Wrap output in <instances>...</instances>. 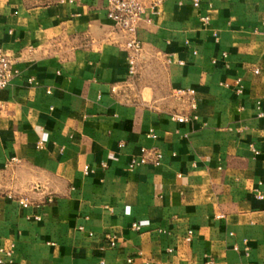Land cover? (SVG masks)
<instances>
[{
    "label": "crops",
    "instance_id": "crops-1",
    "mask_svg": "<svg viewBox=\"0 0 264 264\" xmlns=\"http://www.w3.org/2000/svg\"><path fill=\"white\" fill-rule=\"evenodd\" d=\"M146 16L129 77L105 0H0L15 70L1 91L0 248L13 264H264V0H160ZM236 78L241 93L220 85ZM178 88L196 91L188 122L170 117L187 113ZM141 146L160 165L127 170Z\"/></svg>",
    "mask_w": 264,
    "mask_h": 264
},
{
    "label": "built area",
    "instance_id": "built-area-1",
    "mask_svg": "<svg viewBox=\"0 0 264 264\" xmlns=\"http://www.w3.org/2000/svg\"><path fill=\"white\" fill-rule=\"evenodd\" d=\"M106 1V16L112 21L121 31L128 35V39L125 43L126 48L129 50L128 54V66L127 74L129 77H133L137 73V64L136 59L142 48L141 43L135 37L136 29L142 21L148 22L150 19L146 16L147 9L150 8L154 11L155 7L159 4L160 0H155L154 3L147 7L143 0H105ZM200 0H191L193 7L199 6ZM203 20H208V17H203ZM261 24L264 26V20L261 21ZM225 56V53H222ZM212 62H215L213 60ZM255 74L259 73V69L255 68L253 70ZM15 70L12 67V61L0 48V108L2 107L1 91L8 85L11 77L14 75ZM32 79H29L31 82ZM235 86L236 93L242 92V85L240 79L236 78L232 83L221 82L220 85L224 87ZM49 92V91H48ZM174 97L183 102L187 107V113H171L170 117L172 120H175L179 123L188 122L196 118L195 110L197 106L196 101V91L191 88H178L174 91ZM259 106V102H257ZM263 113L259 112V116H262ZM149 136L155 137L153 133H149ZM48 134L45 131H41L39 138L36 142V147L41 148L47 142ZM123 144L120 142L119 146ZM162 152L154 147L141 146L138 154L130 157L126 168L129 171L136 169L142 165L152 164L158 166L161 163ZM16 157H12L9 162H16ZM102 166H105L102 163ZM90 171V168L85 165L84 172L87 173ZM258 185L262 186V190H256L255 197L259 200L264 199V181H259ZM20 205L27 207L29 202L26 198H21L18 200ZM34 219L39 220V216H34ZM148 223L147 220H141L133 223L132 228L134 230H140L141 227L145 226ZM81 228V227H80ZM192 236V231L187 230L184 239L189 241ZM109 244L111 246L115 245L113 239H110ZM12 252L13 245L10 244L7 247L0 248V264H13L12 261ZM130 261V260H129Z\"/></svg>",
    "mask_w": 264,
    "mask_h": 264
}]
</instances>
